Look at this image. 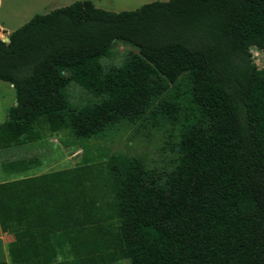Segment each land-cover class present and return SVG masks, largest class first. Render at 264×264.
Returning <instances> with one entry per match:
<instances>
[{
    "label": "trees",
    "instance_id": "obj_1",
    "mask_svg": "<svg viewBox=\"0 0 264 264\" xmlns=\"http://www.w3.org/2000/svg\"><path fill=\"white\" fill-rule=\"evenodd\" d=\"M8 37L0 80L15 103L0 148L59 132L82 148L73 166L13 179L27 233L43 219L106 229L98 258L129 264H264V64L250 52H264V0H154L117 12L76 0ZM113 41L137 52L103 65ZM71 82L93 99L74 103ZM132 126L165 132L168 165L88 144ZM27 245L8 244L11 264H26Z\"/></svg>",
    "mask_w": 264,
    "mask_h": 264
},
{
    "label": "rangeland",
    "instance_id": "obj_2",
    "mask_svg": "<svg viewBox=\"0 0 264 264\" xmlns=\"http://www.w3.org/2000/svg\"><path fill=\"white\" fill-rule=\"evenodd\" d=\"M150 1L154 0H95V4L104 10L117 12L135 9ZM67 2L71 0H0L1 30L11 32L28 21L33 14L47 13L54 8L65 6ZM134 52H137L136 47L113 41L110 56H103L100 61L103 65H117L128 53ZM250 52L256 66L261 67L264 64V52L254 47ZM9 85L8 82L0 80V122L6 118V109L15 103L14 90ZM68 89L74 103L93 99L73 82L69 83ZM165 140L166 134L160 129L132 126L120 132L113 140H91L88 144L92 151H95L93 146H110L115 150L142 155L150 164L164 166L168 165L172 158L169 144ZM81 151L78 143L71 141L65 132H59L40 141L0 148V161L19 157L30 158L34 162V169L46 172L75 165L80 159Z\"/></svg>",
    "mask_w": 264,
    "mask_h": 264
},
{
    "label": "crops",
    "instance_id": "obj_3",
    "mask_svg": "<svg viewBox=\"0 0 264 264\" xmlns=\"http://www.w3.org/2000/svg\"><path fill=\"white\" fill-rule=\"evenodd\" d=\"M74 1L76 0L67 3ZM90 1L96 6L95 0ZM9 33L2 31L0 27V37L8 36ZM9 86L12 87L11 84ZM39 173L42 172L34 169L33 164L21 169L4 170L2 161H0V261L11 264L8 244L26 239L28 244L26 264H129L126 258L111 261L98 258L99 255H104L108 251L109 242L106 229L91 227L89 224L49 228L50 223L43 219L32 226L34 230L32 235L27 233L26 227L10 200L12 181L18 177ZM78 216L81 214L78 213ZM71 218H74V214Z\"/></svg>",
    "mask_w": 264,
    "mask_h": 264
},
{
    "label": "water",
    "instance_id": "obj_4",
    "mask_svg": "<svg viewBox=\"0 0 264 264\" xmlns=\"http://www.w3.org/2000/svg\"><path fill=\"white\" fill-rule=\"evenodd\" d=\"M1 40H3L6 44L9 43V37L8 36H5V37H0Z\"/></svg>",
    "mask_w": 264,
    "mask_h": 264
},
{
    "label": "bare ground",
    "instance_id": "obj_5",
    "mask_svg": "<svg viewBox=\"0 0 264 264\" xmlns=\"http://www.w3.org/2000/svg\"><path fill=\"white\" fill-rule=\"evenodd\" d=\"M11 8V7H10ZM9 12V11H8Z\"/></svg>",
    "mask_w": 264,
    "mask_h": 264
}]
</instances>
